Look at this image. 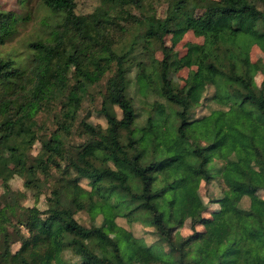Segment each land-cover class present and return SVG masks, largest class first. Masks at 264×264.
<instances>
[{"label": "trees", "instance_id": "1", "mask_svg": "<svg viewBox=\"0 0 264 264\" xmlns=\"http://www.w3.org/2000/svg\"><path fill=\"white\" fill-rule=\"evenodd\" d=\"M43 1L62 12L63 27L52 42L27 43L44 57L39 77L72 70L73 94L79 99L111 60L116 69L105 80L97 108L106 125L81 118L87 136L74 152L64 153L62 135L52 132L30 155L37 133L20 109L0 124V155L6 154L27 176L25 185L38 183V171L58 172L46 207L23 206L26 216L19 222L26 231L17 228L18 246L12 250L6 243L0 264H63L65 248L79 256L75 264H264V197L256 193L264 190V62L250 58L248 40L252 37L264 51V0H168L163 17L145 15L142 35L159 40L161 68L142 66L138 89L145 95L149 88L166 102L144 101L142 124L123 67L132 43L117 53L100 39L103 19L98 14L76 12L75 0ZM102 1L108 5L115 0ZM187 29L204 39L187 42L179 54L174 46ZM14 57L0 55V75L16 71ZM183 66H191L187 79L174 89L169 72ZM257 73L262 74L260 84ZM218 81L223 83L214 94L219 105L194 115L203 89L208 83L219 89ZM74 107L69 105L64 114L73 116ZM61 127L66 131L69 126L63 122ZM217 159L221 164H214ZM80 177L89 179V188ZM215 178L219 189L211 200L219 207L208 216L198 186L201 179ZM5 205L12 211L19 203ZM79 210L88 212L89 224L75 217ZM117 216L150 225L155 241L133 234L117 223ZM185 219L192 230L182 234L177 226Z\"/></svg>", "mask_w": 264, "mask_h": 264}, {"label": "rangeland", "instance_id": "2", "mask_svg": "<svg viewBox=\"0 0 264 264\" xmlns=\"http://www.w3.org/2000/svg\"><path fill=\"white\" fill-rule=\"evenodd\" d=\"M110 2L105 5L102 0H75V11L83 14L92 12L98 14L96 17L103 19L100 28L102 36L99 38L106 40L117 53L122 52L132 43V47L124 59L123 67L128 77L127 92L132 97L137 109L139 111L141 109L142 113L138 115L137 122L142 124L145 111L144 101L166 102L157 92L150 91L147 87L145 95H142L138 89L139 80L136 75L141 71L142 66L148 70L161 68L158 62L161 57L159 40L142 35L147 25L145 15L163 17L167 12L168 0H140L139 3H135L134 0ZM202 10L203 8H199L196 13L199 14ZM62 20V12L50 8L43 0H0V55L3 57L10 54L15 55V62H17V69L14 73L7 77L6 74L0 75V124L15 116L19 109L27 122H34L32 126L36 130L37 138L29 147L30 155L38 153L42 139L49 138L52 132L62 135L66 149L64 153L67 150L74 152L76 144L87 136L82 131L81 118L103 127L106 125L104 116L97 108L100 104L105 80L116 69L115 60L110 61L108 68L101 74L98 81L89 83L87 91L82 92L79 99H75L73 94L75 76L72 70L44 79L38 75L39 70H42L44 66V57L34 48L31 49L27 43L31 39L52 42L55 32L60 31L63 27ZM72 39L76 40V38ZM164 39L165 43L169 44L170 33L165 34ZM203 39V35L194 33L192 29H187L175 44L174 49L182 54L186 50L187 42H203ZM248 40L251 41L250 58L264 62L263 49L253 42L252 37H248ZM90 66L94 67L92 64ZM190 68L191 66H183L169 72L174 89H179L185 83ZM261 77V73L255 75L257 84H260ZM218 83L219 89L215 83L206 85L199 102L192 108L194 115H201L208 112L210 108L219 105L214 99V94L216 90H223V83L221 81ZM69 105L75 106L73 116L64 114ZM63 122L69 126L66 131H63L61 127ZM58 158L62 164L66 162L65 158ZM221 162L220 159H217L214 164L218 165ZM16 168L14 161L6 154L0 155V254L6 248V243H10L12 250L17 248L18 227L26 231L25 226L19 222L26 216L23 206L36 204L40 208L46 207V196L58 176L55 168H51L48 175L38 171L36 179L38 183L25 185L27 176L19 173ZM217 179H213V182H205L201 179L199 182L198 193L206 204L204 215H213L219 207L217 202L211 200V194L219 189ZM88 180V178H79V182L87 188H89ZM256 193L258 196L264 197V190L259 189ZM6 201L10 204L17 201L19 205L10 211V207L5 205ZM245 201L246 199L243 200V202ZM75 217L85 224H89L91 220L85 210L77 211ZM95 221H100L99 214L96 215ZM116 221L147 243L156 239L150 225L138 221L128 222L123 216H117ZM177 228L182 234H187L192 230L188 219L181 221ZM195 228L202 229L203 225L196 224ZM60 258L63 260V264H75L79 260V256L69 248L62 250Z\"/></svg>", "mask_w": 264, "mask_h": 264}]
</instances>
